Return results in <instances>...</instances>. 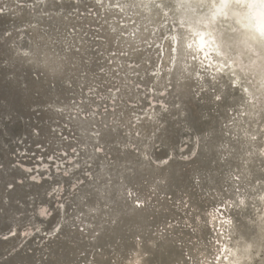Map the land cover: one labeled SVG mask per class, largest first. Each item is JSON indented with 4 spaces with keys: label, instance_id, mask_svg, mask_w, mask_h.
<instances>
[{
    "label": "rangeland",
    "instance_id": "1",
    "mask_svg": "<svg viewBox=\"0 0 264 264\" xmlns=\"http://www.w3.org/2000/svg\"><path fill=\"white\" fill-rule=\"evenodd\" d=\"M167 2L0 0V264H264V78Z\"/></svg>",
    "mask_w": 264,
    "mask_h": 264
},
{
    "label": "bare ground",
    "instance_id": "2",
    "mask_svg": "<svg viewBox=\"0 0 264 264\" xmlns=\"http://www.w3.org/2000/svg\"><path fill=\"white\" fill-rule=\"evenodd\" d=\"M134 1L142 6L148 4L149 1H154L155 4L168 1L167 4L175 12L176 19L184 24L186 32L182 44L190 47L200 58L213 59L218 66L227 64L231 60L225 54L226 44L220 30L213 31L219 20H225L228 23L227 29L232 31L230 36L232 35L233 45L236 47L235 55L246 54L245 66L254 74L259 83L262 82L264 78V0ZM166 7L167 5H162L161 11ZM213 55L218 58L215 59ZM234 260L235 258H232L231 262Z\"/></svg>",
    "mask_w": 264,
    "mask_h": 264
},
{
    "label": "snow or ice",
    "instance_id": "3",
    "mask_svg": "<svg viewBox=\"0 0 264 264\" xmlns=\"http://www.w3.org/2000/svg\"><path fill=\"white\" fill-rule=\"evenodd\" d=\"M97 151H100L99 149H97ZM28 171H31V170H28ZM14 187V185L13 184H9L8 185V188L9 189H11V188H13ZM136 206L137 207H141V204H140V202L139 201H137V204H136ZM83 229H81V231H82ZM9 235L10 236H14L15 235V233H9ZM9 237L8 236H5V237H3V239H5V240H7Z\"/></svg>",
    "mask_w": 264,
    "mask_h": 264
},
{
    "label": "clouds",
    "instance_id": "4",
    "mask_svg": "<svg viewBox=\"0 0 264 264\" xmlns=\"http://www.w3.org/2000/svg\"><path fill=\"white\" fill-rule=\"evenodd\" d=\"M51 215V212L49 213V216ZM58 230V229H57Z\"/></svg>",
    "mask_w": 264,
    "mask_h": 264
}]
</instances>
